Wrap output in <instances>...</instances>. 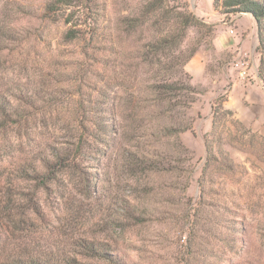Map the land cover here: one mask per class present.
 I'll return each mask as SVG.
<instances>
[{
  "label": "rangeland",
  "instance_id": "1",
  "mask_svg": "<svg viewBox=\"0 0 264 264\" xmlns=\"http://www.w3.org/2000/svg\"><path fill=\"white\" fill-rule=\"evenodd\" d=\"M51 1L0 0V91L29 84L47 98L38 103L36 118L29 123L38 128L25 133L14 125L10 127L13 145L10 142L11 150L3 155L4 168L12 162L24 163L31 134L34 138H51L57 146H67L75 140L78 122L74 110L80 102L93 108L94 88L100 86L99 79L91 74L94 62L90 57L84 58V52L94 51L89 49L88 39L96 30L101 39L107 35L103 46L109 49L112 38L120 46L133 44L125 35L122 21L138 16L145 2L83 0L78 8L48 13L50 17L45 18ZM200 1L207 19L197 16L208 26L203 29L206 36L200 50L207 52V58H203L205 74L199 81L189 73V63L185 67L199 94L189 110L195 119L193 129L180 137L190 151L182 155L180 186L173 187L177 186L179 175L175 172L151 173V183L166 185V195L136 191L143 185L137 186V178L128 173L120 174L123 160H118L115 152L101 160L100 189L101 194H106L103 198L88 197L76 180L78 174H72L71 179L59 173L58 179L64 184L61 188L55 185L54 191L37 187L38 181L31 180L28 194L37 192L42 205V216H34L38 227L34 234L44 247L61 248L78 256L84 264L105 263L79 253L76 240L118 248L129 255L132 264H264V80L260 76L263 67L258 50L264 27L251 14H222L213 0ZM167 2L170 7L186 3L194 13L196 0ZM70 14L73 17L68 22ZM71 29L77 37L66 36ZM90 30L93 31L89 35ZM221 31L233 40L232 50L218 52L213 46ZM199 36L202 34L197 30L190 31L185 47ZM105 50L104 56L111 62L107 70L112 71L115 57ZM198 67L203 68L202 64ZM245 69L247 76L243 79ZM235 84L240 88L231 95ZM248 87L253 100L244 94ZM50 98L56 100L52 107L48 104ZM23 136L28 140L21 139ZM207 139L217 160L211 162L208 177L212 181L203 192L200 178L207 159ZM174 142L173 138L167 139L157 148L171 150ZM91 157V163H85L86 169L95 172L96 153ZM12 173L20 187L27 186V178ZM109 177L111 183L107 184ZM189 181L191 187L184 192ZM165 199L175 204L165 203ZM180 199L182 202L178 203ZM123 205L132 210L145 208V222L137 224L129 218Z\"/></svg>",
  "mask_w": 264,
  "mask_h": 264
},
{
  "label": "trees",
  "instance_id": "2",
  "mask_svg": "<svg viewBox=\"0 0 264 264\" xmlns=\"http://www.w3.org/2000/svg\"><path fill=\"white\" fill-rule=\"evenodd\" d=\"M81 1L52 0L45 9V18L50 17L48 13H65L78 8ZM167 1L145 0L138 16L131 15L123 19L122 23L126 26L124 32L128 39H132L131 45L120 46L112 38L113 44L109 49L103 46L107 35L103 34L101 39L96 36L98 31L94 30L88 39L89 49L94 51L92 54L84 52L85 57L83 54L82 57H90L94 62L91 74L99 79L97 85L100 86L94 88L93 108H86L80 102L81 105L74 110L78 134L71 144L57 146L51 138H34L33 134L31 138L23 136L21 139L26 137L30 141L26 144L24 163L16 165L12 162L9 168L2 167L3 155L13 145L9 136L10 127L14 125L25 133L32 132L31 129L37 124L30 126L29 123L36 118L38 103L47 98L46 94L29 87V84L0 91V264H84L78 256L61 248L44 247L34 234L38 228L35 217L42 216V205L37 192L28 194L31 192V180L38 181L37 187L54 191L57 190L55 185L61 188L60 185L64 184V180L58 179L59 173L71 179L72 174H78L76 180L88 197L103 198L106 194H101L100 189L103 180L101 160L115 152L118 160H123L120 174L128 173L137 178V186L143 185L136 191L145 194L157 191L158 194L166 195V185L158 187L152 184L151 173L161 175L175 172L179 175L177 186L173 187L177 189L180 186L179 179L184 172L182 155L190 152L180 137L193 129L195 119L189 115V110L199 94L185 67L202 47L206 36L203 29L208 26L189 10L186 3L170 7ZM213 1L215 8H220L222 14L248 13L264 27V0ZM30 15L36 17L34 13ZM72 17L73 14L68 15V22ZM192 30H197L202 37L199 36L189 42V47H185ZM66 36L77 37L73 29ZM105 49L115 57L112 71L107 70L111 62L104 56L107 52ZM258 50L262 54L263 70H260V76L264 80L263 34ZM116 82L117 85H113ZM50 99L48 104L52 107L56 100ZM228 113L231 114L230 111ZM172 138L175 141L173 149L157 148L158 144H163L167 139L172 141ZM206 145L207 159L200 178L203 192L206 184L212 181L208 177L211 162L217 160L208 139ZM95 153V172H89L85 163H91V155ZM190 161H193V157ZM12 169L18 178L28 179L25 180L28 183L26 187H20L18 179L14 181L16 177L12 176ZM106 182L111 183V178H106ZM190 187L189 181L183 188L184 192ZM164 202L175 204V201L168 199ZM181 202L180 199L178 203ZM125 208L129 218L135 219L137 224L145 222L143 215L148 212L145 208ZM74 245L79 247V253L83 256L98 258L105 264L133 262L128 254L106 243L76 240Z\"/></svg>",
  "mask_w": 264,
  "mask_h": 264
},
{
  "label": "crops",
  "instance_id": "3",
  "mask_svg": "<svg viewBox=\"0 0 264 264\" xmlns=\"http://www.w3.org/2000/svg\"><path fill=\"white\" fill-rule=\"evenodd\" d=\"M211 3V0H210ZM211 5V4H210ZM212 8V7H211ZM194 13L196 15H198L201 18H205L207 16V14L204 11L203 6L201 5V1L200 0H196L195 3V7H194ZM207 19V17H206ZM207 21V20H206ZM223 21L220 20L219 23H222ZM223 24H225L223 22ZM234 43L233 40H229V35L227 34V32L225 31H221L219 33V35L217 37H215L214 41H213V46L215 47V49L218 52L221 51H227V50H232L234 48ZM206 57L207 58V52H205L204 49H201L196 56L189 62V64L187 65V67L189 68V73L193 76V79L195 81H199L201 77H204L205 74V63L203 61V58ZM198 64H202V69H200L198 67ZM204 73V74H203ZM240 88L239 84H235L233 91L231 93V95L236 94V91ZM243 89V88H242ZM244 94H249V99L253 100V92L252 90L248 87L245 88L244 90ZM264 95V94H263ZM264 100V99H263ZM232 103V102H231ZM232 105V104H229ZM230 108H233V106H229ZM235 107V106H234Z\"/></svg>",
  "mask_w": 264,
  "mask_h": 264
},
{
  "label": "built area",
  "instance_id": "4",
  "mask_svg": "<svg viewBox=\"0 0 264 264\" xmlns=\"http://www.w3.org/2000/svg\"><path fill=\"white\" fill-rule=\"evenodd\" d=\"M237 66H239V64H237ZM246 76H247V72H246V69L242 72V74H241V77L243 78V79H246Z\"/></svg>",
  "mask_w": 264,
  "mask_h": 264
}]
</instances>
